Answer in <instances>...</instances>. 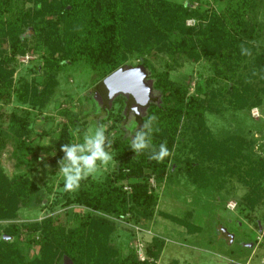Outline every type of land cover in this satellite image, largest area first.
Listing matches in <instances>:
<instances>
[{"label":"trees","instance_id":"1","mask_svg":"<svg viewBox=\"0 0 264 264\" xmlns=\"http://www.w3.org/2000/svg\"><path fill=\"white\" fill-rule=\"evenodd\" d=\"M197 1L198 7L192 8L170 0H0V106L14 103L26 108L20 116L0 112V121L6 122L0 124V158L10 143L17 170L29 167L34 171L35 162L44 159L37 141L49 132L33 131L29 111L44 112L58 88L59 76L79 65L91 73L93 91L85 99L92 101L98 128L112 121L109 131H122L111 145H103L115 154L110 174L102 180L88 176L74 191L65 190L63 182L59 184L62 191L51 201L44 198L53 191V184L46 183L43 193L26 172L7 177L0 162V264H155L158 250L148 248L150 261L144 263L134 250L122 254L112 240L111 225L98 215L135 224L152 220L159 199L156 190L171 175L172 166L196 181L202 176L204 161L212 165L236 161L230 155L232 137H212L205 115L214 102L222 106L220 100L226 96L227 108L233 111L249 112L264 102V0ZM190 20L193 26L186 24ZM31 51L38 54L36 64L27 62L32 65L28 68L31 77L16 80L18 59ZM159 58L165 60V71L152 62ZM180 60L203 62L212 74L198 82L191 94L188 86L170 81ZM126 66H142L149 73L156 97L124 129L118 124L126 121L130 104L117 96L110 106L102 82ZM93 96L101 98L106 109ZM68 105L58 106L57 115L64 123L48 161L52 176L65 156L62 145L85 144L87 121ZM101 113L104 117L99 120ZM153 116L156 119L149 120ZM137 133L148 144L139 152L132 148ZM161 144L169 155L158 162L151 157ZM185 149L189 153L182 160ZM246 165L237 166L240 180L252 181L253 174L254 193H264V159H257L254 167ZM33 205L42 211L54 212L59 207L65 212L38 222L15 223L19 213ZM74 207L83 208L82 214ZM242 211L245 219L258 225L251 213ZM162 216L188 233L197 231L188 221ZM20 238L23 246L17 242ZM26 248L36 251L32 254Z\"/></svg>","mask_w":264,"mask_h":264},{"label":"rangeland","instance_id":"2","mask_svg":"<svg viewBox=\"0 0 264 264\" xmlns=\"http://www.w3.org/2000/svg\"><path fill=\"white\" fill-rule=\"evenodd\" d=\"M170 1L189 3L192 8H196L200 4L197 0ZM194 23L192 20L186 22L188 26H193ZM37 57L38 54L31 51L24 58L18 59L21 66L15 75L16 80L31 77L28 68L32 65H28L27 62L31 60L34 65ZM164 61L159 58L153 59L152 62L156 68H159V71H165ZM90 75L91 73L85 66L79 65L70 68L67 73L59 76L58 88L44 112L37 114L36 111H29L33 131L36 134L49 132L47 137L37 141L44 153V159L35 162L34 171L29 167L17 170L16 161L11 156L10 143L1 155V166L7 177H12L19 172H26L43 193H46V183L53 184V191L45 195V200L48 198L50 201L53 200L55 194L62 191L63 186L60 187L59 184L64 182L60 174V167L55 170V176H52L51 169L48 168V161L53 155L54 143L58 139L59 126L64 123V119L57 115L58 106L63 108L69 104V100L73 101L68 105L69 108L74 113L76 112L81 120L87 121L84 143L86 136L94 135L95 131L101 128L105 138L104 143L109 145L122 132L121 130L119 132L109 131L112 121H108L103 127L98 128L96 123L98 120L93 114L92 101L85 99V96L89 92L91 95L93 91L90 87ZM211 75L203 62L181 61L179 66H174L169 77L170 81L176 85L188 86L191 94L198 82ZM221 84L223 85V83ZM230 85L228 84V86ZM252 88L254 89V86ZM227 99L228 96L225 100H220L222 106H218L217 102L211 105L210 111L205 115V124L212 137L216 139L224 140V138H228L227 136L232 137L234 150L230 155L233 156L232 160L236 161L221 165H212L204 161L201 166L202 176L198 177L199 179L196 178V181L184 172L176 171V168L172 166L171 175L169 174L167 180L156 190L159 199L152 220H143L139 224H135L124 219L117 220L109 216L98 215L111 225L112 240L116 246L120 247L122 254H127L129 250H137L135 254L138 260L139 256L143 255L144 261H139L144 263L147 260L150 261L146 255V250L149 248L159 251V257L155 264H260L259 259L264 254V248H261L264 240V196H262L264 193L260 192L259 195L254 193L253 174L252 181L250 178L247 183L240 180L241 171H238L237 166L247 164V168L252 164L254 167L257 159H264V102L260 107L253 108L249 112L247 110L233 111L227 108ZM94 101L100 103L98 97ZM255 110H257L256 113H254ZM25 111L26 108L14 103L4 107L0 106V112L6 115L16 112L20 116L24 115ZM138 112L143 114L144 110L141 109ZM103 117L104 113H101L99 120ZM132 121V116L128 115L126 121L118 125L120 128L127 129L126 127ZM5 123V121L3 123L0 121L2 125ZM54 128L55 133L52 132ZM126 135L128 136V133ZM182 144L184 145L183 142ZM104 151L111 156V160L107 164H102L99 160L96 162L97 171L89 175L95 180L104 179L115 167L114 152L110 147ZM181 152L179 155L183 160L189 151L185 149ZM189 158L193 159V156ZM232 170H236L234 175H232ZM252 201H254L253 210H250ZM230 202L237 204L234 210L228 209L227 204ZM28 208L19 213L15 223L38 222L45 217L56 214L63 215L65 212V209L59 207H56L54 212L35 209L34 205ZM74 208L80 214L84 210L81 207ZM240 209L245 214L251 213L258 225L245 219L239 213ZM162 215H170L188 221L197 228V231L188 233L185 228L168 221ZM7 223L10 222H3V224ZM231 237L232 240H230ZM17 242L24 245L23 238L18 239ZM27 251L33 254L36 248Z\"/></svg>","mask_w":264,"mask_h":264},{"label":"clouds","instance_id":"3","mask_svg":"<svg viewBox=\"0 0 264 264\" xmlns=\"http://www.w3.org/2000/svg\"><path fill=\"white\" fill-rule=\"evenodd\" d=\"M138 114V113H137ZM156 117H150L149 120H155ZM103 129L95 131L94 135L85 137L84 145H62L61 151L65 156L58 163L60 165V174L64 179V188L68 191H74L79 187V182L87 178L89 175L97 171V161L107 164L111 160V156L106 153L102 147L104 143ZM148 147L142 133H137L132 148L139 152ZM87 151L90 154L78 155ZM169 155V151L165 144H161L159 152L152 155V159L162 161Z\"/></svg>","mask_w":264,"mask_h":264},{"label":"water","instance_id":"4","mask_svg":"<svg viewBox=\"0 0 264 264\" xmlns=\"http://www.w3.org/2000/svg\"><path fill=\"white\" fill-rule=\"evenodd\" d=\"M148 76L149 73H146L142 66H137L128 69L120 68L105 78L102 87L110 106L117 96H123L130 105L140 107L145 112V106L150 99L156 97V93L152 92L151 85H149ZM98 100L101 103V98Z\"/></svg>","mask_w":264,"mask_h":264},{"label":"built area","instance_id":"5","mask_svg":"<svg viewBox=\"0 0 264 264\" xmlns=\"http://www.w3.org/2000/svg\"><path fill=\"white\" fill-rule=\"evenodd\" d=\"M256 111H257V110H255L254 113H256ZM103 145H104V144H103ZM103 145H102V146H103ZM150 183H151L152 186L154 185V183H153L152 180L150 181ZM126 189H127V188H125V190H126ZM227 207H228L229 210H234L235 207H236V204L233 203V202H230L229 204H227ZM262 240H263V238H262ZM138 245H139V244H138ZM263 245H264V240H263ZM140 250H141V248H140ZM138 251H139V250H138ZM135 252H137V250H136ZM139 260L142 261V262L144 261L143 255H142V256H141V255L139 256ZM259 262H260V264H264V254L262 255L261 259H259Z\"/></svg>","mask_w":264,"mask_h":264},{"label":"flooded vegetation","instance_id":"6","mask_svg":"<svg viewBox=\"0 0 264 264\" xmlns=\"http://www.w3.org/2000/svg\"><path fill=\"white\" fill-rule=\"evenodd\" d=\"M99 107H101L102 109H106V107H104V105H102V103H101V105H99ZM138 109L141 110L140 107H136L134 105H130V110L128 111L127 116L128 115L132 116V120L134 121V116L135 115H138L137 113H139L138 112L139 111Z\"/></svg>","mask_w":264,"mask_h":264},{"label":"crops","instance_id":"7","mask_svg":"<svg viewBox=\"0 0 264 264\" xmlns=\"http://www.w3.org/2000/svg\"><path fill=\"white\" fill-rule=\"evenodd\" d=\"M254 109H257V108H254Z\"/></svg>","mask_w":264,"mask_h":264}]
</instances>
